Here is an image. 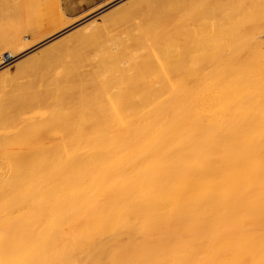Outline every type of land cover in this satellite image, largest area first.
Instances as JSON below:
<instances>
[{"label":"bare ground","instance_id":"6f19581e","mask_svg":"<svg viewBox=\"0 0 264 264\" xmlns=\"http://www.w3.org/2000/svg\"><path fill=\"white\" fill-rule=\"evenodd\" d=\"M13 1L0 264H264V0Z\"/></svg>","mask_w":264,"mask_h":264},{"label":"rangeland","instance_id":"374dc122","mask_svg":"<svg viewBox=\"0 0 264 264\" xmlns=\"http://www.w3.org/2000/svg\"><path fill=\"white\" fill-rule=\"evenodd\" d=\"M113 1L116 2L118 0H113ZM17 2H19V1H17ZM17 2L13 1V0H0V31L2 33V34L0 33V35H1V37L2 36L9 37L10 34H8L9 35L8 36V35H5L4 32H6V33L10 32L9 29L12 30V27L14 26L16 28V31H17L18 35L19 36L21 35L20 38H22L24 36L26 37L25 40H21L20 43L22 45H26V47H29V46H31L33 44V42L36 39H38L40 36H42L43 34H45L47 31H49L51 29V25L47 24V22H48L47 19L51 18V17H49V15L53 16V13H56V11L55 10H54L55 12L53 10L51 12L47 11L48 13H52L53 12L52 14H48L47 13L48 17L46 16V14L43 15L44 17L42 15L40 17H33L34 15H33L32 12H29L26 9H24L22 7V5L17 3ZM59 10L62 12V10L60 8V4H59ZM92 13H90V14L93 15L94 13L93 14ZM103 13H104V11H103ZM88 15H85V17H83L81 19L86 18V16H88ZM91 15H89V16H91ZM100 15L101 14H99L96 17L91 18V20L94 19L96 24H101L102 22H101V19H100ZM41 17H42V19L43 18L45 19L44 21L47 20V22H43V20H40V23L43 22L42 24L36 23L39 20L38 18H41ZM80 17H82V16H80ZM80 17H77V18L79 19ZM33 18H34V21H33ZM35 18H36V20H35ZM66 18H67V20L69 19V20H72V21L73 20H77V18H68V17H66ZM32 21H33V24H32ZM34 23H36V25H34ZM6 28L7 29L9 28V29L8 30H4ZM13 30H14V28H13ZM12 35H13V32L11 33V36ZM15 36H17V35H15ZM19 36L16 37L17 40L19 39ZM8 73H9L10 76H14L15 68H13L11 66L9 68V70H8Z\"/></svg>","mask_w":264,"mask_h":264},{"label":"crops","instance_id":"0c3cea01","mask_svg":"<svg viewBox=\"0 0 264 264\" xmlns=\"http://www.w3.org/2000/svg\"><path fill=\"white\" fill-rule=\"evenodd\" d=\"M113 0H59L60 8L65 17L77 18L90 14L97 8L105 6Z\"/></svg>","mask_w":264,"mask_h":264},{"label":"water","instance_id":"95a60500","mask_svg":"<svg viewBox=\"0 0 264 264\" xmlns=\"http://www.w3.org/2000/svg\"><path fill=\"white\" fill-rule=\"evenodd\" d=\"M94 16V15H93Z\"/></svg>","mask_w":264,"mask_h":264}]
</instances>
